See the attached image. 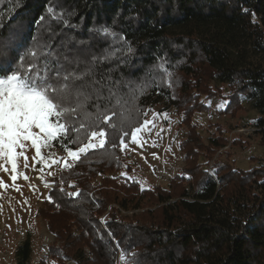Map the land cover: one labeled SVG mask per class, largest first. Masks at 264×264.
I'll return each instance as SVG.
<instances>
[{
	"label": "trees",
	"instance_id": "obj_1",
	"mask_svg": "<svg viewBox=\"0 0 264 264\" xmlns=\"http://www.w3.org/2000/svg\"><path fill=\"white\" fill-rule=\"evenodd\" d=\"M0 25V39L14 36L20 55L37 54L21 71L45 60L53 76L90 70L82 82L91 85L84 88L92 99L87 111L95 120L99 95L100 111L115 125L81 131L72 148L92 130L105 131L104 145L51 178L36 212L55 237L46 246L50 264H117L122 252L127 264H264V160L237 170L219 156L227 140L218 135L204 144L192 123L195 111L209 108L205 99L220 93L216 80L229 90L223 113L235 115L241 96L264 113V69L235 56L243 59L247 46L264 56V0H0ZM104 55L111 58L94 63ZM161 94L187 128L185 164L167 187L141 188L113 174L124 167L121 138L132 139ZM66 122L88 123L80 110ZM257 125L263 134L262 118ZM76 138L69 130L66 139ZM198 155L212 160L214 176ZM30 253L29 240L15 251L21 264Z\"/></svg>",
	"mask_w": 264,
	"mask_h": 264
},
{
	"label": "rangeland",
	"instance_id": "obj_2",
	"mask_svg": "<svg viewBox=\"0 0 264 264\" xmlns=\"http://www.w3.org/2000/svg\"><path fill=\"white\" fill-rule=\"evenodd\" d=\"M235 56L237 61H242L246 66L264 69V56L255 52L251 46L246 47L243 59L239 58L240 55ZM213 84L219 87L220 93L205 99L209 108L195 111L192 123L204 144L218 135L224 137L227 144L218 150L221 160L229 162L237 170H247L264 160V133L260 132L263 127L257 125L259 118L264 121V113L260 114L254 107V100L245 96H241L242 108L235 115L223 113L229 90L218 80ZM181 117L169 103L167 95L161 94L159 102L149 106L142 125L134 129H139L135 131V143L132 142V133V139L121 144L124 167L113 176L133 178L139 182L141 188L156 185L167 187L169 180L185 164L180 144L187 128L181 123ZM145 121L149 123L145 124ZM91 139L99 144L96 137ZM232 141L238 143L230 145ZM40 142L41 154L36 160H33L36 151L30 147L31 141L26 142L28 150L25 155L28 157L29 166L24 167V157H17L16 181L11 180L10 171L5 173L0 169V179L4 181L0 184V264H21L15 251L25 240L30 242L31 253L23 264H38L40 259L50 264L46 246L55 242V237L47 230L44 220L36 212L53 186L51 178L65 167L66 160L71 165L74 162L67 156L58 139L45 143L41 137ZM88 142L89 138L83 144ZM197 159L203 168L213 172L212 160L206 163L202 155H198ZM0 163H4L3 159H0ZM6 166L10 170L11 165ZM24 176L29 179H24ZM184 177L189 178L190 175L185 173ZM186 186L191 187L189 184ZM120 257L117 264L124 262ZM66 263L75 264L74 261Z\"/></svg>",
	"mask_w": 264,
	"mask_h": 264
},
{
	"label": "snow or ice",
	"instance_id": "obj_3",
	"mask_svg": "<svg viewBox=\"0 0 264 264\" xmlns=\"http://www.w3.org/2000/svg\"><path fill=\"white\" fill-rule=\"evenodd\" d=\"M246 11V10H245ZM43 19V17H41ZM2 31V25H0ZM103 34H108V29L101 30ZM18 40L14 36H10L5 42L0 39V159L4 163H0V169L5 173L11 172V180H17V157H24V167L27 168L28 157L25 153L28 150L27 141H31L30 147L36 151V156L41 154V137L45 143L52 139H58L61 146L67 152V156L73 162L78 161L81 155L87 154L90 150L101 148L105 141V131L99 132L92 130L89 135V142L78 147L76 150L70 146L79 142V133L87 132L89 128L99 126L101 122L110 124V117L100 111L99 100L103 97L97 95L94 107L96 110L95 120L92 119V114L87 111V108L92 104L91 95L84 91L85 87L82 82L86 77L91 75L90 70L82 73L57 71L55 75L49 72V63L47 60L41 65L39 63L28 65L26 71L20 70V65H23L29 56L36 57V53L30 50H25L23 55H20ZM129 52L132 49L129 47ZM15 54V55H13ZM51 55V53H46ZM111 57L104 55L103 57L94 58V63L105 62ZM15 65V67H14ZM77 82H81L78 86ZM110 91V97L114 93ZM75 100V107H65ZM119 104V100H117ZM80 110L83 113L84 119L88 121L87 125L83 122L76 127L74 124H69L68 119L75 120L76 113ZM124 117L122 114V123ZM145 121V124H148ZM115 127V125H111ZM38 129L39 131H34ZM71 132L76 134V140H67V136ZM139 131V129L135 130ZM135 131L133 132V140L135 143ZM59 134V135H58ZM125 135H127L125 133ZM99 139V144L95 143L91 138ZM124 140L121 138V144ZM50 146V144H49ZM115 147V145L113 146ZM19 150V151H18ZM11 165L9 168L6 165ZM65 167L70 168L71 164L65 162ZM213 176L215 172L213 171ZM24 179H29L24 176ZM4 181L0 179V184ZM74 186V185H73ZM62 190V189H61ZM78 193H68L69 196H76ZM135 257L136 254H132ZM127 253L122 252L121 261H126Z\"/></svg>",
	"mask_w": 264,
	"mask_h": 264
}]
</instances>
